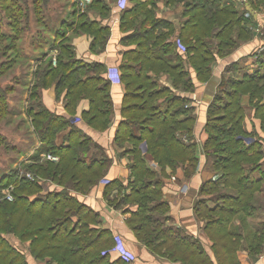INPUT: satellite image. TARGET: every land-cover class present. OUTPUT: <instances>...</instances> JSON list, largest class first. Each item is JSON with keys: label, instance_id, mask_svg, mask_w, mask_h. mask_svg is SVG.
I'll return each mask as SVG.
<instances>
[{"label": "trees", "instance_id": "1", "mask_svg": "<svg viewBox=\"0 0 264 264\" xmlns=\"http://www.w3.org/2000/svg\"><path fill=\"white\" fill-rule=\"evenodd\" d=\"M132 1L131 7L122 10V26L134 28L132 36H137L142 45L159 44L175 33L173 23L155 16L157 0ZM179 1L183 2L185 19L181 21L177 34L166 41V46L177 45L176 40H179L185 48L187 64L195 71L196 79L204 82L211 76L215 56L229 55L240 42L251 37V31L230 0H165L167 4ZM255 2L264 6V0ZM39 3L45 6L47 0L33 2ZM90 10L106 12L108 5L103 0H92L85 12ZM72 11L78 16L76 29L87 30L99 43L104 41L107 27H100L77 8ZM11 14V17L17 18L15 12ZM23 20L27 25L29 11L24 13ZM73 24L64 21L56 31L59 41L55 40L52 47L58 51L55 65H52L51 58L38 60L28 89L25 111L41 142L31 157L33 163L26 168L34 177H16L17 171L12 170L0 179V264H30L31 257L37 262L46 260V264H118L110 261L108 256L113 246L111 231L99 227V213L79 199V195L87 194L103 177L110 159L103 153H90L96 147L92 139L79 130L70 118L51 113L40 101L41 89L55 84L58 93L64 91V103L69 109L79 98H89V111L82 115L87 124L102 129L110 122L112 102L108 82L111 81L101 76L102 65L75 58L72 46L64 38V26ZM29 57V54L24 56L26 61ZM138 58L144 59L142 56ZM146 68L148 66L144 63L136 67L143 81H146L143 75ZM167 70L180 78L184 76L181 86L192 92L194 85L187 70L180 66H168ZM226 70L231 72L232 68L228 66ZM5 72V69H0V76ZM122 77L120 72V81ZM139 85L142 90L136 97L140 99L132 104L133 108H139V113L133 115L130 121H141L150 128L138 136L126 133L133 144L131 153L134 155L131 164L133 180L128 184L130 191L118 200L116 196L108 198L111 190L119 192L124 188L118 181H113L105 188L107 200L119 209L122 204H137L135 211L124 210L130 213L126 223L136 238L153 252L183 264H215L200 243L187 240L180 230L166 226L167 217L156 218V215L165 213L167 207L160 200L161 180L156 179L155 171L146 165L147 161L158 163L161 175H165L166 168L173 172L179 166L186 176L193 174L198 165L195 143L183 142L176 136V131L190 134L195 117L187 101L184 104L177 99L173 103L169 101L164 111L156 106L157 93H154L152 84L148 81ZM2 91L0 88V111L8 114L2 101ZM163 92L166 96L167 91ZM244 94L249 95L264 134V73L258 70L244 74L242 79L223 76L208 106L204 126L208 137L203 151L206 157L212 159L208 168L220 172V175L200 187L201 194L216 195V205L211 207L201 200L196 204L195 212L204 222L216 264H247L242 250L249 256H256L264 249L262 228L247 238L240 226L231 223L236 216L250 217L260 208L256 204L255 193L264 182V135L253 133L255 140L248 144L243 141V137L252 136L241 124L245 116L241 104ZM166 97H170L169 94ZM229 109L231 111L226 112ZM225 121L231 126L220 125ZM68 123V145H57L56 136ZM218 134L222 135L223 141H219ZM117 139L125 140L124 133H118ZM142 140L147 142V151L141 156L137 145ZM42 154L55 155L58 160H41ZM256 171L260 175L258 178L254 176ZM43 185L47 186V192L40 198ZM9 186L13 187L12 201L5 199L1 193Z\"/></svg>", "mask_w": 264, "mask_h": 264}, {"label": "crops", "instance_id": "2", "mask_svg": "<svg viewBox=\"0 0 264 264\" xmlns=\"http://www.w3.org/2000/svg\"><path fill=\"white\" fill-rule=\"evenodd\" d=\"M91 1L83 4L81 0H74L70 3L72 5L71 10L64 12L58 18L57 24L52 27L51 31L54 36L52 41H59L56 39V31L64 21L68 23L73 22V26H64V38H67L69 44L72 46L75 58L85 63L102 65L103 72L101 76L103 78H106V73L110 68H115L122 73L123 80L120 83L108 82L109 96L112 102L109 124L101 129L89 125L83 120V113L89 111L90 108V100L87 97L79 98L75 105L69 109L64 103V91L58 93L55 84L46 86L40 91V101L48 111L63 116L66 119H77L75 126L83 131L84 134L88 135L96 145L90 153L96 155L103 153L110 159V164L102 177L106 180V183L99 180L87 194L79 195V199L99 213L101 219L99 227L111 231L113 246L108 251L110 261L118 262V264H183L161 253L153 252L136 238L127 225L126 218L130 214V211H135L138 208L137 204L132 203L131 205L130 203L124 209L115 208L109 204L105 195L107 184L110 186L113 184V181H118L124 187L119 191L121 192V196L130 191L128 184L133 180L131 164L133 163L134 155L131 153L133 144L126 133L138 136L141 132L146 131L148 127L150 128L149 125L143 124L141 121H130L133 115H138L139 113V108H133L132 105L140 99L136 97V95H140L139 91L142 90L138 84L149 81L152 84L154 93H157V96H155L157 100L156 106L161 107L164 111L168 107L169 101L173 103L177 99L184 101V104L187 101V106L191 108L192 114L195 117L193 137L197 141L198 154L197 170L190 176L185 175L182 167H177L173 172L166 168L165 175H161L159 168L156 169V179L161 180L160 200L167 207L166 212L162 215H156V218L161 220L167 217L168 220L165 222L166 226L180 230L182 236L187 238V240H195L200 243L204 247L205 253L216 264L211 251V242L204 230V222L197 217L195 212L196 204L199 201L203 199L207 201L209 199L208 195L200 193V187L204 182L212 179L213 176V174L205 170L206 157L202 147L205 139L204 126L207 120V110L223 76L228 77L233 74V71L229 72L226 70L229 63H241V66L244 68L243 73H241L242 75L253 72L254 70L264 73V39L258 37V32L256 31V28L259 26H263L264 28V10L263 8L261 10L255 8V0H249L250 2L248 0L241 1L242 13L247 18L250 17L247 21V28L251 31V37L240 42L237 48L229 55L223 57L216 55L215 60L211 64L212 73L210 78L207 81L201 82L196 79L193 68L187 64L184 51L178 49L176 44L170 47L166 46V41H170L172 36L177 34L181 21L185 19V16L182 14L184 11L182 1L175 4H167L165 0L156 1L157 8L155 16L173 23L176 30L174 34L167 37L166 41L164 40V42L159 44L147 46L142 45L137 36H132L135 33L134 28L122 26V10L131 7L134 3L132 0H127L124 9L117 7V0H103L108 5V11L99 12L98 10H90L85 12V9ZM230 1L233 2L234 0ZM79 3L80 5L82 4L81 13L85 12L89 20L97 22L100 27H107V36L101 43L97 42L94 35L87 30L76 29L75 26L77 25L78 16L72 10L74 8L79 10L77 7ZM53 44L49 45L47 49L41 48L39 52L31 56L33 57L31 59L33 63H31V71L29 72L30 86L33 80V71L38 60L42 57H45V59L51 58L52 65H55V58L58 51L52 48ZM140 56L144 59H139L138 57ZM143 63L148 66V68L144 69L143 73L146 81L142 80L143 77L139 76L140 74H138V70L136 69L138 64L141 65ZM168 66H180L190 73V78L194 85L192 92H187L181 86V82H184L185 77L180 78L179 75H173L171 71L167 70ZM238 66L240 67V65ZM163 91H167L166 96L169 94L170 97L164 96ZM27 100L28 91L27 97L24 99L26 106ZM241 104L245 112L244 129L246 131H254L257 135L263 136L264 134L260 128V120L254 114L255 111L250 104L249 95H242ZM27 123L30 124L29 120ZM28 128L32 136V142L29 145L30 152H32L39 148L41 142L31 124ZM69 128L70 125L68 123L67 127L57 134L55 139L57 145H68L66 135L69 132ZM118 133H124L126 139L121 141L117 139ZM184 133L185 131L183 130H177L176 136L184 140ZM137 147L139 148L141 156L144 155L147 151L146 140L140 141ZM48 155L52 154H42L41 160H51L47 158ZM52 156L56 157V159L51 161L58 160L57 156ZM29 162L33 163L31 157ZM172 175L175 176V180H171L170 177ZM46 192L47 186L44 185L43 190L39 193V197L42 198ZM117 192L115 189L111 190L108 198L117 196ZM125 209H128L129 212H124ZM261 212L264 215V210ZM261 216L257 214L249 217L254 231L262 228L264 219ZM254 221L255 223H253ZM234 226H240L238 220L235 221ZM240 228L242 233H245V227L240 226ZM117 236L122 239L121 244L116 243L115 237ZM242 253L247 258V264H264V249L261 254L256 256L247 255L245 250H242ZM34 262L35 264H44V262ZM30 264L34 263L30 261Z\"/></svg>", "mask_w": 264, "mask_h": 264}, {"label": "rangeland", "instance_id": "3", "mask_svg": "<svg viewBox=\"0 0 264 264\" xmlns=\"http://www.w3.org/2000/svg\"><path fill=\"white\" fill-rule=\"evenodd\" d=\"M73 1L74 0H47L46 5L43 6V3L33 4L34 0H0V69L6 70V72L0 76V88L3 90L2 101L5 102L4 106L8 111V114H3L0 111V179L12 170L17 171L16 177H19L20 175H24L29 179H33L34 177L32 172L26 170L27 166L32 164L29 162V159L34 155L35 151L30 152L29 149V145L32 142V136L28 128L30 125L27 123L29 117L25 114L26 105L24 103V99L27 97V91L30 88L29 72L31 71V63H33V60H31L33 57L31 56L39 52L41 48L47 49L49 45L54 43L52 41L54 37L51 31L52 27L57 24L58 18L61 17L64 12L71 10L70 8L72 5H70V3ZM241 1L243 0H234V7L237 8L243 18L248 21V18L250 17L247 18V16L242 13L243 8ZM81 5L79 3L77 6L79 10L82 9ZM255 8H258L257 10H261L263 8L264 10V6L259 3L257 4V2ZM26 11H29V22L27 25L23 20L24 13H26ZM12 12H15L17 18L11 17L13 15L11 14ZM261 28L262 29L260 31H257L256 28V31L258 32L257 36L264 39V28L263 26ZM12 37H14L13 40ZM26 54L30 55V62L29 60H25L24 56ZM8 65L10 66L9 68H7ZM238 65H240V67ZM241 65V63H229V67H231V71H233L231 76L242 79L244 74L242 75L241 73H243L244 68ZM9 87L12 88L11 91L7 90ZM219 111L220 110H218V112ZM229 111L231 110L229 109L226 112ZM243 122L244 120L241 124L244 129ZM220 123V125H224L226 127L231 126L228 121ZM247 132L252 136L251 138L243 137L245 144H248L249 141H253L256 138L253 136V133L256 134V132ZM184 134L185 137L182 141L185 143H195L196 155H198L197 141L193 137V130L190 134L186 131ZM207 137L208 134L205 132V139ZM218 139L219 141H223L224 138L221 134H218ZM203 145L204 142L202 147ZM211 161L212 159L210 157H206L207 165L205 166V170H207L210 174H213L212 179H215L218 175H220V172H215V170L208 168ZM263 161L264 159L262 160V165L264 167ZM150 162L154 161H147L146 165H149L148 167L151 170L156 171L158 168L159 170L161 169L158 163ZM254 173L255 178L260 176L257 171ZM36 179L40 183L43 182L40 178ZM100 180L103 181L104 179L102 178ZM12 188V186H9L1 190L3 197L9 201H12L13 199L11 194ZM7 194L11 195V199H8ZM116 195V199L118 200L121 197V192H117ZM208 196L209 199L205 204L211 207L216 205V202L214 201L216 195ZM255 201L260 208L253 212L251 216L260 214L262 215V219H264V215L261 212L264 210V182L261 183L259 190L255 193ZM129 204L130 203L122 204L120 209H124V207ZM129 216L130 214H128V217ZM237 220L239 221L240 226L245 227V233L243 234H247V238L252 237L254 227L251 226V220L249 217L238 215L231 223L235 224V221ZM253 223H255V221ZM262 224V229L264 230V222ZM29 260L35 264V260L32 257L29 258ZM43 262L46 264V260Z\"/></svg>", "mask_w": 264, "mask_h": 264}, {"label": "built area", "instance_id": "4", "mask_svg": "<svg viewBox=\"0 0 264 264\" xmlns=\"http://www.w3.org/2000/svg\"><path fill=\"white\" fill-rule=\"evenodd\" d=\"M81 2L84 4V3H88L90 2V0H81ZM127 4V0H117V7L119 9H124L125 6ZM261 30V26L257 27V31H260ZM176 43H177V47L178 49H180L181 51H185V48L184 46L180 43L179 40H176ZM106 78L109 79L112 83H120L121 79H120V73L117 69L115 68H110L107 73H106ZM71 122L75 123L77 122V119L74 118V119H71ZM48 159H51V160H55L56 157L52 156V155H48L47 156ZM171 180H175V176L172 175L171 177ZM104 183H106V180H103ZM8 195V199H11V195L7 194ZM115 241L117 244H121L122 242V239L120 237H115Z\"/></svg>", "mask_w": 264, "mask_h": 264}]
</instances>
